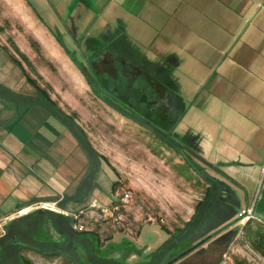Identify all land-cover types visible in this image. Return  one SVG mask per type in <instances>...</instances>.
Here are the masks:
<instances>
[{
    "label": "rangeland",
    "instance_id": "1",
    "mask_svg": "<svg viewBox=\"0 0 264 264\" xmlns=\"http://www.w3.org/2000/svg\"><path fill=\"white\" fill-rule=\"evenodd\" d=\"M77 1L0 0V62L1 67L10 65L17 90L35 92L27 83L26 74L82 130L91 149L103 159L97 178L103 196L105 189L111 191L113 184L119 196L124 192L131 195L124 207L111 198V201L105 200L100 209L83 207L75 214L77 223L84 230L94 231L103 243L96 250L93 243V254L118 264H164L208 235H213L215 240L228 232L229 240L235 237L224 250L204 244L176 264H235L236 261L264 264V256L251 248L246 238L248 231L244 228L247 223L254 230L258 223L264 227V187L253 194L255 189L246 185V181L226 177L222 165H210L201 158L199 146L200 140L206 139V130L215 138L225 123L238 124L240 117H247L244 112L249 108L264 107V76L258 77L248 65L233 61L234 51L243 45L247 33L264 13V0H253L255 3L251 4L260 6L252 5V14L238 12L243 4L241 0H226L221 21H217L212 3H194L192 10L201 26L197 30L190 29L191 33L183 29L180 14L185 4L178 2L182 5L176 14L178 18L174 14L166 17L165 13H170L162 7L164 14L159 21L163 23L153 27L158 36H154L153 48L149 50L174 52V58L161 67L166 80L159 82L163 94L159 100L168 105L166 109L161 104L164 108L161 113L166 114L168 109L170 112L166 131L184 146L187 159L194 161L216 183L210 193L205 191L207 182L200 173L189 168L182 155L163 145L152 131L125 119L101 101L77 68L91 62L95 51L110 47V41L123 44L130 49L129 53L143 54L138 40L146 39L144 28L136 27L134 33L127 32L123 25L130 21L122 17L121 9H106L110 0H87L81 8L87 15L84 22L74 23L75 42L69 32L68 16ZM136 1L129 0L122 6L136 13ZM170 20L174 21L171 25L178 23L179 26L173 35L167 32ZM127 27L131 30L130 25ZM232 28H241L234 39L230 33ZM148 37L154 38L150 33ZM56 39L71 54L74 63L59 45L56 47ZM11 59L21 65L24 74ZM138 88L146 97L155 95L140 78L132 90ZM97 94L105 101V93L98 90ZM258 158L261 161L256 163L236 162L241 173L248 168H262L264 154ZM251 196H254L253 201H248ZM114 206L118 207V212L112 210ZM34 209L17 216L0 217V237L4 236L10 221L19 216L38 209L55 213L61 210L49 205ZM247 210L253 212L249 222L241 217L242 211ZM118 214L122 220L115 222L114 216ZM237 219L240 220L235 222ZM150 224L162 230L155 231L160 238L141 230ZM164 229L173 235L172 238L166 237ZM23 239L30 242L27 236ZM163 239H167L164 243L168 246L161 250L171 249L157 258L155 253L161 247L159 240ZM146 246L150 248L147 250ZM22 254L33 264H62L60 259L46 260L25 251Z\"/></svg>",
    "mask_w": 264,
    "mask_h": 264
},
{
    "label": "crops",
    "instance_id": "2",
    "mask_svg": "<svg viewBox=\"0 0 264 264\" xmlns=\"http://www.w3.org/2000/svg\"><path fill=\"white\" fill-rule=\"evenodd\" d=\"M85 1L87 0H78L69 10V29L74 34H76L74 23L84 22L87 16L86 13L81 12ZM118 1L119 3H116L117 0H110L106 9H121L122 17L130 21V24L124 22L125 31L134 33L136 27L144 28L146 39L138 40L143 49V54H138L139 62L149 66L148 71L157 79L166 80L161 67L174 58V52L149 50L153 48L154 36L156 38L158 36L153 27L163 23L159 21L160 15L164 14L161 8L168 9L170 15L165 14L170 18L172 14L176 15L179 12L182 5L180 6L178 2H184L185 8L180 14V19H183L181 20L183 29L191 33L190 29L197 30L201 26L199 20L196 21L197 14L192 10L194 3H212L217 21H221L225 15L226 0H137L136 13L122 6L129 0ZM239 2L243 3L239 6L241 9L238 8V12L242 10L241 13L250 11L252 14L253 11L250 10L252 5L256 6L255 8L260 6L251 4L255 3L253 0ZM175 18L177 19L178 15ZM172 22L174 21L170 20L168 23L167 32L173 35L179 26L178 23L171 25ZM232 24H235V20ZM129 25L131 30H128ZM240 31L241 28H232L230 30L232 39ZM147 33L152 34L154 38H147ZM222 47H224L223 43ZM58 48L62 49L60 46ZM132 53H128V56H133ZM233 61L248 65L258 77L264 76V13L247 33L243 45L234 51ZM1 66L0 62V217L17 216L23 214L21 212L25 210V212L34 208L36 210L39 205L57 208L56 205L58 206L61 202L65 203L69 212L75 214L79 213L83 207L102 208L105 200L113 199V194L112 190L105 189V196H103L98 183L101 161L90 156L82 148L80 141L64 122L52 116L47 107L44 108L36 102L35 92L17 90V84L14 82L16 77L11 76L10 65L9 67ZM58 108L64 112L63 109ZM244 114L247 117H240L238 124L225 123L222 129H218L215 138L206 130V139H201L199 144L200 155L210 165H222L221 170L224 171L225 176L227 175L226 177L246 181V185L253 186L255 189L253 194H256L257 189L262 190L264 187V180H262L264 166L255 170L248 168L241 173V167L236 162L261 161L258 155L264 154V107L249 108ZM228 124H231V127ZM92 161L99 165L93 175H91ZM82 192L84 195L81 198L79 194ZM248 199L253 201L254 196ZM157 229L162 231L160 228ZM157 229L150 224L142 227L141 230L149 233L150 236L156 235L160 238L155 233ZM227 233L207 244L222 247L224 250V247L234 239L224 241ZM140 236L139 234L136 240ZM166 237L168 238L167 234ZM166 240H159V243L162 245ZM146 247L147 250L150 248V246Z\"/></svg>",
    "mask_w": 264,
    "mask_h": 264
},
{
    "label": "trees",
    "instance_id": "3",
    "mask_svg": "<svg viewBox=\"0 0 264 264\" xmlns=\"http://www.w3.org/2000/svg\"><path fill=\"white\" fill-rule=\"evenodd\" d=\"M70 34L71 38L76 42V37L73 35L74 33L70 31ZM56 41L73 62L71 54L66 52L58 39H56ZM110 44H112L110 47L106 46L105 48L95 51L92 55L91 62H85L77 66L85 77L89 87L96 93L101 101L106 103L109 107L116 109V112L122 117L152 131L154 137L160 139L163 145L182 155L189 168L200 173L199 176L207 182L208 186L205 191L207 193L213 192L216 183L211 181L207 175H205L201 167H198L194 161L187 159V156L183 152L184 146L174 140L166 131V126L169 125L168 116L161 113V109L159 112V109L155 107V104L159 100V95L162 94L159 82L165 81V79L160 80L154 77L148 71L150 67L139 62L138 54L136 55L131 52L133 56H128L130 49L128 51L123 44L116 42L113 44L111 41ZM11 61L21 68L24 74L21 65L16 63L14 59H11ZM24 76L27 83L35 90L36 102L44 108L47 107L52 116L64 122L66 126L73 131L76 138L80 141L82 148L89 153L90 156H94L97 160L102 161V157L91 149L85 134L76 125L73 119L65 115L56 104L50 100L47 93L32 79L26 74H24ZM139 78L152 89L155 94L154 97H146L141 88L132 90L133 84ZM116 82L121 83L115 87L113 84ZM98 90L105 93V101L102 100L103 96L97 94ZM112 100L117 103L114 104ZM91 167V175H93V172L99 168V165L97 162L94 163L92 161ZM111 190L115 193L114 184ZM79 195L83 197L84 193L82 192ZM56 207L61 209L60 211L67 213L64 202H61L58 206L56 205ZM70 214L71 215L65 216L53 211L38 209L11 220L9 226L6 228L4 236L0 237V264H33L29 258L22 254L24 251L32 252L46 260L60 259L62 264H90L93 262L95 264H118V262L116 263L109 259L104 261L93 254L95 252L92 248L93 243L95 244V250L101 248L103 243L94 231L84 230L76 232L73 230V225L77 223V220L74 218L75 213ZM238 220L240 219H237L235 222H238ZM244 228L248 231L246 238L249 240L251 248L264 256V227H261L260 223H258L254 230L250 227L249 223H247ZM164 231L172 238L171 236L173 235H171L170 232L165 229ZM50 232H54L55 235H50ZM25 236L30 238V242L23 239ZM213 237V235H208L193 246L169 258L164 264H176L190 253L197 250L200 246L210 241ZM234 237L231 238L233 239ZM167 242H169V240ZM165 243L156 251L155 256L157 255V258H160L163 253L171 249L170 247L163 252L161 248L166 245ZM235 264L245 263L236 261Z\"/></svg>",
    "mask_w": 264,
    "mask_h": 264
},
{
    "label": "built area",
    "instance_id": "4",
    "mask_svg": "<svg viewBox=\"0 0 264 264\" xmlns=\"http://www.w3.org/2000/svg\"><path fill=\"white\" fill-rule=\"evenodd\" d=\"M130 199H131V195L128 192H124L120 196L118 195V193H114L113 194V200L114 201H118L119 203L122 204V206L128 204L129 201H130ZM112 210L114 212H116V211L118 212V207L117 206H114ZM251 210H252V208H251ZM251 210L250 211L249 210L242 211L241 217L243 216V218H245L244 220H249V219L253 218V215H252L253 212ZM103 213H104V211H103ZM60 214H63L65 216L71 215V214H68L66 212H60ZM114 217H115L114 218V221L115 222L122 220V216L119 215V214L118 215H115ZM74 218L76 219V216H74ZM111 218H113V215L111 216ZM73 230H75L76 232L84 231V229L82 228V226H80L78 223H76V224L73 225Z\"/></svg>",
    "mask_w": 264,
    "mask_h": 264
},
{
    "label": "flooded vegetation",
    "instance_id": "5",
    "mask_svg": "<svg viewBox=\"0 0 264 264\" xmlns=\"http://www.w3.org/2000/svg\"><path fill=\"white\" fill-rule=\"evenodd\" d=\"M70 20V19H69ZM71 30L69 29V32H70ZM159 95V94H158ZM159 97H160V95H159ZM163 99H164V97H163ZM163 103V101H160V100H158L157 101V103L155 104V107L157 108V109H159V112H160V109L162 108V109H164V108H166L167 109V107H168V105H165V103H163L164 105H165V107L163 108V106L161 107V104ZM170 114V112H169V109H168V111L166 112V114L164 113V115H166V116H168ZM251 219H253V218H251ZM250 220V219H249ZM248 220V221H249ZM228 237L229 236H225V240L224 241H226V240H229L228 239ZM211 240H213V238L211 239ZM210 240V241H211ZM210 241H208L207 243H209ZM207 243H205V244H207ZM204 245V244H203ZM202 245V246H203ZM201 247V246H200Z\"/></svg>",
    "mask_w": 264,
    "mask_h": 264
},
{
    "label": "bare ground",
    "instance_id": "6",
    "mask_svg": "<svg viewBox=\"0 0 264 264\" xmlns=\"http://www.w3.org/2000/svg\"><path fill=\"white\" fill-rule=\"evenodd\" d=\"M26 211V210H25ZM25 211H22L21 213H24ZM245 221V220H244Z\"/></svg>",
    "mask_w": 264,
    "mask_h": 264
}]
</instances>
